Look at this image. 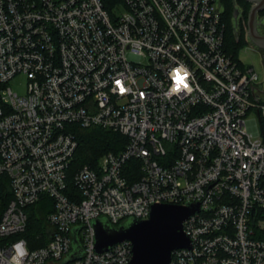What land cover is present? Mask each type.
<instances>
[{
  "label": "built area",
  "instance_id": "1",
  "mask_svg": "<svg viewBox=\"0 0 264 264\" xmlns=\"http://www.w3.org/2000/svg\"><path fill=\"white\" fill-rule=\"evenodd\" d=\"M224 15V0H0V264H63L77 228L68 264H130V242L96 250L93 223L161 204L200 207L170 264H264V82L227 51ZM181 66L188 86L170 91ZM21 74L25 95L8 87ZM76 128L128 143L73 174ZM45 197L33 248L27 210Z\"/></svg>",
  "mask_w": 264,
  "mask_h": 264
},
{
  "label": "water",
  "instance_id": "2",
  "mask_svg": "<svg viewBox=\"0 0 264 264\" xmlns=\"http://www.w3.org/2000/svg\"><path fill=\"white\" fill-rule=\"evenodd\" d=\"M244 1L252 5L248 20V38L259 50L264 51V35L259 31L258 19L259 14L264 11V0ZM238 14L237 11L235 16ZM260 92L264 93V91ZM199 212V205L161 204L153 206L148 220L130 218L119 226H113L107 218H100L93 223L96 250L105 252L117 244L130 242L133 246V258L130 264H170L174 251L192 249V243L184 232V223L190 216ZM79 230L77 228L74 232L76 236L73 241L74 252L63 264L82 257L81 244L77 238Z\"/></svg>",
  "mask_w": 264,
  "mask_h": 264
},
{
  "label": "trees",
  "instance_id": "3",
  "mask_svg": "<svg viewBox=\"0 0 264 264\" xmlns=\"http://www.w3.org/2000/svg\"><path fill=\"white\" fill-rule=\"evenodd\" d=\"M228 1L229 0H224V17L228 27L226 46L227 51L238 58V49L241 44H244V41L243 39L241 41L237 40L238 36H236L235 25H233L230 16L231 11L226 5ZM75 132L79 142V148L73 165V174L85 165L97 168L100 158L103 155L110 152L118 153L122 151L128 143L126 137L110 130L100 128H76ZM11 198L12 194L10 192L9 179L6 176H0V213L4 211V208H6ZM53 210L54 204L48 197L43 198L38 204L28 208L29 226L24 236L28 239L31 247H41L46 243V239H48L46 231L51 229L48 223V215L52 213ZM40 236L42 241H35V239Z\"/></svg>",
  "mask_w": 264,
  "mask_h": 264
},
{
  "label": "rangeland",
  "instance_id": "4",
  "mask_svg": "<svg viewBox=\"0 0 264 264\" xmlns=\"http://www.w3.org/2000/svg\"><path fill=\"white\" fill-rule=\"evenodd\" d=\"M226 2V1H225ZM227 8L231 11V19L233 25H235V31L237 33L239 41L243 39V43L238 49V58L246 67L254 68L259 75L260 81L264 82V51L259 50L248 38V20L252 5L244 0H229L226 3ZM117 12H123V6L119 5ZM116 8H114V11ZM239 12L235 16L236 12ZM259 31L264 33V11L259 14ZM28 81L26 76L21 74L16 76L11 82L8 83V87L15 93L25 95L27 92ZM249 118H258L257 115L252 112L248 115ZM40 240V241H38ZM35 241L41 242V236L36 238Z\"/></svg>",
  "mask_w": 264,
  "mask_h": 264
},
{
  "label": "clouds",
  "instance_id": "5",
  "mask_svg": "<svg viewBox=\"0 0 264 264\" xmlns=\"http://www.w3.org/2000/svg\"><path fill=\"white\" fill-rule=\"evenodd\" d=\"M190 73L187 71L186 68L183 66L174 69L173 74H172V79L174 81L170 91L176 92V91H181L185 89L187 85V78L189 77ZM119 84V82H118ZM120 91L124 92L125 89L123 86H120Z\"/></svg>",
  "mask_w": 264,
  "mask_h": 264
},
{
  "label": "flooded vegetation",
  "instance_id": "6",
  "mask_svg": "<svg viewBox=\"0 0 264 264\" xmlns=\"http://www.w3.org/2000/svg\"><path fill=\"white\" fill-rule=\"evenodd\" d=\"M262 35H264V33H262ZM263 51V50H262Z\"/></svg>",
  "mask_w": 264,
  "mask_h": 264
}]
</instances>
